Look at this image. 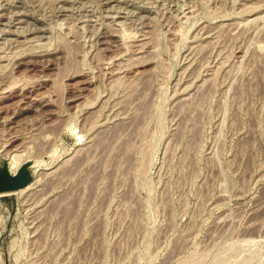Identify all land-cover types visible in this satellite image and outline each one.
<instances>
[{
  "label": "rangeland",
  "instance_id": "rangeland-1",
  "mask_svg": "<svg viewBox=\"0 0 264 264\" xmlns=\"http://www.w3.org/2000/svg\"><path fill=\"white\" fill-rule=\"evenodd\" d=\"M0 264H264V0H0Z\"/></svg>",
  "mask_w": 264,
  "mask_h": 264
},
{
  "label": "bare ground",
  "instance_id": "bare-ground-1",
  "mask_svg": "<svg viewBox=\"0 0 264 264\" xmlns=\"http://www.w3.org/2000/svg\"><path fill=\"white\" fill-rule=\"evenodd\" d=\"M8 28V27H7ZM122 28V27H121Z\"/></svg>",
  "mask_w": 264,
  "mask_h": 264
}]
</instances>
